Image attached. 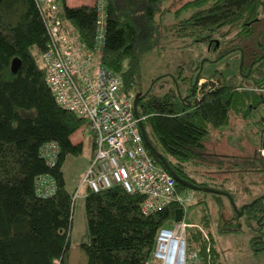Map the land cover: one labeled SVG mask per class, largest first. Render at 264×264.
<instances>
[{
    "label": "trees",
    "instance_id": "obj_1",
    "mask_svg": "<svg viewBox=\"0 0 264 264\" xmlns=\"http://www.w3.org/2000/svg\"><path fill=\"white\" fill-rule=\"evenodd\" d=\"M40 1L0 0V264H68L71 215L77 192L73 195L66 189L63 165L67 158L82 153L83 142H73L72 136L89 126L86 119L58 105L45 84V68L39 59L47 50L49 36L40 14ZM165 1L104 0V33L95 50L91 48L96 38L97 0L77 7H68L64 0H58L60 28L71 39L90 48L94 62L121 78L123 94L144 95L137 103V113L143 119L151 148L144 141L143 144L158 167L166 172L168 167L188 184L224 191L236 203V195L225 188L226 180L209 186L198 180L202 176L197 171L222 163L216 161L217 155L210 145L218 147L232 136L227 129L233 120L243 125L254 124L257 128L254 135L261 149L264 125L253 121V117L264 105V58H258L264 52V44L260 53L246 54L243 50L241 75L214 72L205 78L199 74L204 83L195 85L192 91L191 80L184 102L174 91L156 95L152 87L136 92L142 57L157 47L161 24L157 14ZM183 9L193 13L174 25L179 37L210 41L217 30L234 26L235 38H249L255 21L263 15L264 0H192ZM232 42L227 39L226 44ZM13 59L19 60L15 73L11 71ZM252 59L258 60L250 66L249 75V66L245 64ZM196 64L194 75L200 69ZM180 75L179 71L175 81L181 79L186 84L188 78ZM90 131L92 153L88 166L95 152V137L91 128ZM51 143L56 146L57 160L48 165L41 150ZM207 149L210 157L205 155ZM258 161L264 163L255 154V160L247 158L244 163L252 169ZM257 167L254 170L264 169ZM245 170L249 169L241 172ZM40 177L54 185L47 197L36 192ZM209 180L215 177L210 176ZM191 191L175 180V197L181 201L175 198L162 209L144 215L140 208L144 197L139 193H128L119 185L96 193L87 188L84 210L89 240L81 244L86 264H144L158 229L173 224L176 209L185 212L184 201L191 202L188 195ZM196 192L203 196L193 205L202 206L198 226L207 239L195 227L187 230V242L203 264H221L208 230L206 210L211 207L204 197L217 206L220 215L225 197ZM263 212L264 197L245 209L242 217L255 222ZM234 221L239 219L232 212L226 227L219 225V234L238 232L240 228Z\"/></svg>",
    "mask_w": 264,
    "mask_h": 264
},
{
    "label": "rangeland",
    "instance_id": "obj_2",
    "mask_svg": "<svg viewBox=\"0 0 264 264\" xmlns=\"http://www.w3.org/2000/svg\"><path fill=\"white\" fill-rule=\"evenodd\" d=\"M60 1L62 2V0ZM189 1L192 0L163 2L161 11L157 14L161 17L157 47L142 57L141 80L136 92L139 89L145 91L154 87L153 92L156 95L174 91L177 95L184 97L187 86L191 80L194 82L199 74L205 78L214 72H220L226 76H236L239 73L243 50L246 54L250 51L261 52L260 47L264 44V12L262 17L255 21L253 32L249 38H235L237 30L234 26L217 30L213 33L210 41L179 37L175 33L174 25L178 21L190 17L193 13V10L183 9V6ZM64 2L68 7H77L85 2L91 4L92 0H64ZM227 39H232L233 42L226 44ZM96 59H99L97 55ZM96 59L95 61H97ZM195 63L200 66V69L194 75L193 64ZM179 71L180 76L188 78L186 84H183L181 79L175 81V78L179 77ZM203 83L204 81H199L197 85L200 86ZM257 120H263L261 123L264 125V105L253 117V121ZM234 121L227 129V132L232 136L218 147L210 145L211 150L218 156L214 158L222 163L216 167H202L197 171V175L202 176L198 178L199 181L207 182L209 186L220 184L226 180L225 188L236 195L235 206L239 209L264 195V169L254 170L256 166L264 168V163L258 161V164L252 165V169L244 163L247 158L255 160V154L260 155L264 160V151L259 148L256 141L254 133L257 128L254 124L249 122L248 125H243L240 121L235 123ZM72 141L83 142V150L79 156L67 158L63 165L66 189L73 195L77 192L71 215L67 263L86 264V255L81 249V244L88 243L89 240L84 210V195L87 188L86 185L81 186V183L92 153V133L89 126L85 125L84 128L78 130L72 136ZM206 151L205 155L209 156V149ZM207 162L208 159L205 163ZM244 169L249 170L242 173L241 171ZM210 176L215 177V180H209ZM188 195L192 204L187 200L184 201L183 219L189 225L188 230H193L201 224L200 210L202 208V206L193 204L203 196L196 191H191ZM204 200L211 207L210 210H206L209 219L208 230L212 233L221 264H264V252L254 254L249 243L250 238L255 234L251 231V225L255 222L248 221L241 215L237 218L239 221H234L240 228L238 232L219 234L220 218L225 222L231 217L233 211L230 209L231 205L229 206L227 200L222 198L220 215L217 214V206L208 197H204ZM223 227H226V222L223 223Z\"/></svg>",
    "mask_w": 264,
    "mask_h": 264
},
{
    "label": "built area",
    "instance_id": "obj_3",
    "mask_svg": "<svg viewBox=\"0 0 264 264\" xmlns=\"http://www.w3.org/2000/svg\"><path fill=\"white\" fill-rule=\"evenodd\" d=\"M40 14L49 36L47 50L40 60L45 68L44 81L58 105L89 123L95 137V152L86 169L81 186L99 192L113 185L126 192H136L144 199V215L165 207L175 198V180L158 167L147 154L133 113L132 93H122L121 78L94 62L93 50L102 41L104 0H97V29L93 48L71 39L61 30L58 0H41ZM264 92V90H262ZM48 165L57 160L56 146L51 143L41 150ZM54 185L45 177L36 181V192L47 197ZM182 218L158 229L153 249L144 264H203L196 250L187 242L189 225ZM199 229L200 227L197 226ZM205 239L207 235L200 229Z\"/></svg>",
    "mask_w": 264,
    "mask_h": 264
},
{
    "label": "water",
    "instance_id": "obj_4",
    "mask_svg": "<svg viewBox=\"0 0 264 264\" xmlns=\"http://www.w3.org/2000/svg\"><path fill=\"white\" fill-rule=\"evenodd\" d=\"M261 58H264V55H262ZM241 61H242V52H241ZM18 66H19V60H18V59H13L12 62H11V71H12L13 73H15L16 70H17V68H18ZM240 66H241V63H240ZM198 80H199V77L197 76L196 79H195V81H194L193 84H192V88H191L192 91H193L195 85L197 84ZM178 96H179V98L181 99V101H183V102L187 100V96H185V97H183V98L180 97V95H178ZM142 97H144V95L141 96V97H140L139 95H135V96H134V100H133V113H134V116L137 117V118H139L138 113H137V103H138V101H139ZM138 126H139V129H140V132H141V135H142V137H143V141H144L145 145L147 146V148H151L150 145H149V143H148V140H147L146 134H145V129H144V126H143V122H142V120L139 121ZM261 149L264 150V133H263V136H262V139H261ZM154 152H155V151H154ZM155 153H156V155H158L159 158L161 159V156H160L159 154H157V152H155ZM166 167H167V166H166ZM167 170H168L169 174H170L175 180H177L180 184H182V185L188 187L189 189H191V190H193V191H200V192L211 193V194H215V195H219V196H224V197H226V198L228 199V201H229L231 207H232L233 212L236 214V217H237V218L243 214V212H244L245 209H247V208H249L250 206H252V204L255 202V201H252L251 203H249V204H245V205L241 206V207L238 209V208L235 206V203L233 202L232 198L229 196L228 193H226V192H224V191L216 190V189H213V188L197 187V186H194V185L188 184L187 182L180 180V179H179V178H178L173 172H171V171L169 170L168 167H167ZM182 215H183V210H182V208L176 209V211H175V216H174V221H175V222H179V221L181 220V218H182ZM223 223H224V222L222 221L221 224L223 225Z\"/></svg>",
    "mask_w": 264,
    "mask_h": 264
},
{
    "label": "flooded vegetation",
    "instance_id": "obj_5",
    "mask_svg": "<svg viewBox=\"0 0 264 264\" xmlns=\"http://www.w3.org/2000/svg\"><path fill=\"white\" fill-rule=\"evenodd\" d=\"M252 53V52H251ZM253 53H257V52H254ZM252 53V54H253ZM264 53V52H263ZM262 56L261 55H258V58L262 59L261 58ZM258 59H252L250 63H246L245 65L249 66L248 68V71H247V74L250 75V66H252ZM241 63V66H240V69H239V73L238 75H241V67L244 63V58H243V54H242V61L240 62ZM244 78L246 79L248 77V75H243ZM199 81H204V80H198ZM197 82V83H198ZM197 85V84H196ZM264 151V150H263ZM259 169V168H257ZM262 197H264V195H262L261 197H258L256 198L255 200L257 201L258 199H261ZM226 198V197H225ZM227 202L229 203L228 199L226 198ZM254 200V201H255ZM229 206H230V203H229ZM230 209L232 211V207L230 206ZM233 212V211H232ZM234 213V212H233ZM235 214V213H234ZM236 215V214H235ZM237 218V217H236ZM223 221L222 218H220V227L221 228H224L223 225L221 224ZM227 223V220L225 221ZM224 222V223H225ZM251 231H253L255 234L254 236H252L250 239H253V242L249 241L250 245H251V248H252V252L254 254H257V253H262L264 252V212L263 213H260L259 215H257V221H255V223L253 225H251ZM259 242V244H258ZM256 244V246H255ZM262 249V250H260ZM259 251V252H258Z\"/></svg>",
    "mask_w": 264,
    "mask_h": 264
},
{
    "label": "bare ground",
    "instance_id": "obj_6",
    "mask_svg": "<svg viewBox=\"0 0 264 264\" xmlns=\"http://www.w3.org/2000/svg\"><path fill=\"white\" fill-rule=\"evenodd\" d=\"M103 33H104V27H102V36H103Z\"/></svg>",
    "mask_w": 264,
    "mask_h": 264
},
{
    "label": "crops",
    "instance_id": "obj_7",
    "mask_svg": "<svg viewBox=\"0 0 264 264\" xmlns=\"http://www.w3.org/2000/svg\"><path fill=\"white\" fill-rule=\"evenodd\" d=\"M84 1H87V0H84ZM85 4H86V5H87V4H90V2H88V3L85 2ZM262 121H263V120H261V122H262Z\"/></svg>",
    "mask_w": 264,
    "mask_h": 264
}]
</instances>
